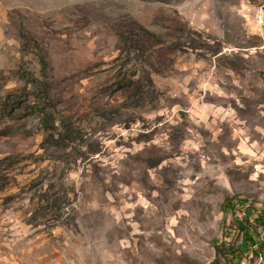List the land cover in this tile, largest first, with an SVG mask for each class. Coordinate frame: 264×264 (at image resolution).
Returning <instances> with one entry per match:
<instances>
[{
    "label": "rangeland",
    "instance_id": "374dc122",
    "mask_svg": "<svg viewBox=\"0 0 264 264\" xmlns=\"http://www.w3.org/2000/svg\"><path fill=\"white\" fill-rule=\"evenodd\" d=\"M263 6L0 0V264H264Z\"/></svg>",
    "mask_w": 264,
    "mask_h": 264
},
{
    "label": "trees",
    "instance_id": "16d2710c",
    "mask_svg": "<svg viewBox=\"0 0 264 264\" xmlns=\"http://www.w3.org/2000/svg\"><path fill=\"white\" fill-rule=\"evenodd\" d=\"M40 120L43 123L45 131L50 132L51 136L54 135V133L56 131V134L58 135L59 139L61 141H63L65 147L70 146L71 144L75 145V143H77L79 145H82L85 143V141L83 140L82 137H80V135H77V134L75 135V133H73V128L70 126L69 123L64 122L63 119H59V118L58 119L57 118L50 119L44 113ZM238 201H240L239 195L238 196L234 195L233 197L226 198L224 200L223 207H226V208L231 207L232 205H234ZM249 211H250V208L247 207L246 212H245L246 217L254 216L253 220H255V221L261 219L260 214L255 213L254 209H252V214L249 213ZM239 226L244 229V234L246 236L245 242L243 244H248V246H251V245H249L250 240L254 238L252 236V231H249V229L246 228L243 225V223L240 224Z\"/></svg>",
    "mask_w": 264,
    "mask_h": 264
},
{
    "label": "bare ground",
    "instance_id": "6f19581e",
    "mask_svg": "<svg viewBox=\"0 0 264 264\" xmlns=\"http://www.w3.org/2000/svg\"><path fill=\"white\" fill-rule=\"evenodd\" d=\"M258 18L260 19V20H262V18L264 17V9L263 8H261L259 11H258Z\"/></svg>",
    "mask_w": 264,
    "mask_h": 264
},
{
    "label": "built area",
    "instance_id": "2783aa9c",
    "mask_svg": "<svg viewBox=\"0 0 264 264\" xmlns=\"http://www.w3.org/2000/svg\"><path fill=\"white\" fill-rule=\"evenodd\" d=\"M263 9H264V6H263Z\"/></svg>",
    "mask_w": 264,
    "mask_h": 264
}]
</instances>
